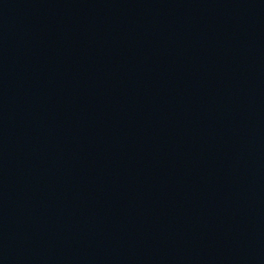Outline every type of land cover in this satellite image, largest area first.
<instances>
[{
  "label": "water",
  "instance_id": "95a60500",
  "mask_svg": "<svg viewBox=\"0 0 264 264\" xmlns=\"http://www.w3.org/2000/svg\"><path fill=\"white\" fill-rule=\"evenodd\" d=\"M0 264H264V0H0Z\"/></svg>",
  "mask_w": 264,
  "mask_h": 264
}]
</instances>
